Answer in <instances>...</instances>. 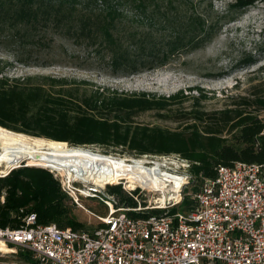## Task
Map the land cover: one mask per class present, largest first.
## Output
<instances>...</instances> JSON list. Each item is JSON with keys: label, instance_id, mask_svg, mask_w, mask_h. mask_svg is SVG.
Instances as JSON below:
<instances>
[{"label": "trees", "instance_id": "obj_1", "mask_svg": "<svg viewBox=\"0 0 264 264\" xmlns=\"http://www.w3.org/2000/svg\"><path fill=\"white\" fill-rule=\"evenodd\" d=\"M205 1L201 7L204 0H0V43L15 61L29 65L32 61L23 58L24 51L38 55L50 47L55 34L64 35L95 45L94 52L103 55L111 74L130 75L203 47L217 34L222 20L234 19L255 1L264 2L231 0L227 13L218 16L212 14L211 0ZM1 63L11 64L0 59ZM3 72L0 66V129L47 138L52 149L100 146L134 157L175 154L188 163L192 193L199 189L194 183L214 177L218 166L237 161L264 163V135H259L264 126L259 117L264 88L237 95L218 110H179L165 109L170 103L164 97L101 90L65 76L11 77ZM153 110L177 126L137 120ZM31 140L46 147L38 139ZM105 187L118 206L137 207V189L126 191L121 183ZM2 194L1 227L18 228L22 217L33 213L36 224L88 229L83 212L48 168L11 169L0 177ZM179 205L185 211L194 200L184 195ZM159 212L127 211L132 217ZM99 223L96 219L95 225Z\"/></svg>", "mask_w": 264, "mask_h": 264}, {"label": "built area", "instance_id": "obj_2", "mask_svg": "<svg viewBox=\"0 0 264 264\" xmlns=\"http://www.w3.org/2000/svg\"><path fill=\"white\" fill-rule=\"evenodd\" d=\"M60 183L78 206L81 197L96 196L107 185L81 182L78 188L69 177ZM99 198L108 212L94 215L100 223L89 229L36 224L33 213L18 228L0 226V264H264V163L218 166L191 195L193 207L182 212H171L181 193L168 204L135 208L118 206L109 195ZM147 209L161 212L127 213Z\"/></svg>", "mask_w": 264, "mask_h": 264}, {"label": "rangeland", "instance_id": "obj_3", "mask_svg": "<svg viewBox=\"0 0 264 264\" xmlns=\"http://www.w3.org/2000/svg\"><path fill=\"white\" fill-rule=\"evenodd\" d=\"M211 2L212 14L221 16L227 13L228 4L231 0H211ZM205 3L204 0L201 7H204ZM134 30L135 28L130 29V31ZM94 47L95 45L88 42L78 43L64 35L55 34L50 47L38 55L37 53L29 54L27 51L22 53L23 58L32 61V64L28 65L15 61L10 52H7L3 44L0 43V59L11 63L9 65H2L1 63L0 66L4 69L3 73L11 77H22L35 73L65 76L78 81H88L92 84L89 87H99L101 90H116L135 95L145 94L147 97L155 98L164 97L170 103L165 109L188 110L193 108L214 111L230 105L237 95H248L253 89L264 88V2L255 1L234 19L222 20L217 34L203 47L173 57L163 66L136 74H111L106 65V59L103 58V55L95 53ZM36 63L46 64L45 66H38ZM155 113L154 110L147 111L142 113L137 120L163 127L174 128L177 126L176 122L160 118ZM259 114L264 117V110H261ZM11 131L0 129V133L4 139L6 138L5 142L14 133L29 143L39 146L38 143L31 140V138L38 139L47 148L52 147L49 146L51 140L47 138H36ZM90 149L96 153L110 156L117 161L123 158L127 160L137 158L130 154H120L118 148L90 146ZM144 157L154 162H161L164 164L161 166L163 170L183 177L184 183L180 193L183 196L189 195L191 197L193 194L192 187L189 186L188 182L191 176L187 170L188 163L185 160L175 154L145 155ZM23 165H29V162L24 155L19 154L15 166L11 169ZM150 166L153 167V165ZM45 168L53 171V174L61 179L59 181L68 177L61 171L50 167ZM1 171L4 169L1 168ZM70 179L75 182V187H81L79 183L82 181L75 180V178ZM100 179L104 181V179ZM201 182L194 184L200 186ZM117 183H121L122 188L126 191L138 190L137 207H146L155 203L162 204L161 193L152 188L130 187L125 179L105 181V184ZM85 185L87 186V184ZM183 188H185V193ZM103 195L116 198L108 194L105 187L96 196L94 195L95 199L81 197L82 206L76 204L78 211L83 212L85 219H87L88 229L96 224L97 218L94 215L105 216L108 212L106 207L102 205L103 203L106 205L105 200L99 198ZM142 201L145 202L144 205ZM171 201L173 200H166L165 204ZM176 208L180 212L183 211L181 205H177Z\"/></svg>", "mask_w": 264, "mask_h": 264}, {"label": "bare ground", "instance_id": "obj_4", "mask_svg": "<svg viewBox=\"0 0 264 264\" xmlns=\"http://www.w3.org/2000/svg\"><path fill=\"white\" fill-rule=\"evenodd\" d=\"M5 139L0 133V168L4 171L14 167L17 155L22 154L29 165L53 168L69 178L82 180L84 185L95 182L103 187L106 185L105 181L125 179L130 187L152 188L161 193V203L177 200L184 183L183 177L163 170L161 166L164 164L144 156L117 161L110 156L96 153L90 146L57 149L39 147L14 133L7 138L8 143Z\"/></svg>", "mask_w": 264, "mask_h": 264}, {"label": "water", "instance_id": "obj_5", "mask_svg": "<svg viewBox=\"0 0 264 264\" xmlns=\"http://www.w3.org/2000/svg\"><path fill=\"white\" fill-rule=\"evenodd\" d=\"M65 142V141H64ZM67 143V142H66ZM68 144V143H67Z\"/></svg>", "mask_w": 264, "mask_h": 264}]
</instances>
